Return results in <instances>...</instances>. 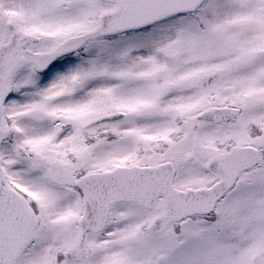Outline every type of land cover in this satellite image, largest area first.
Masks as SVG:
<instances>
[{
    "label": "snow or ice",
    "instance_id": "1",
    "mask_svg": "<svg viewBox=\"0 0 264 264\" xmlns=\"http://www.w3.org/2000/svg\"><path fill=\"white\" fill-rule=\"evenodd\" d=\"M0 264H264V0H0Z\"/></svg>",
    "mask_w": 264,
    "mask_h": 264
}]
</instances>
